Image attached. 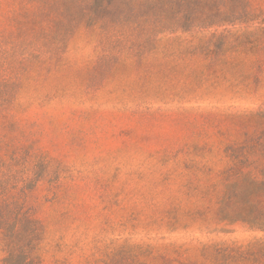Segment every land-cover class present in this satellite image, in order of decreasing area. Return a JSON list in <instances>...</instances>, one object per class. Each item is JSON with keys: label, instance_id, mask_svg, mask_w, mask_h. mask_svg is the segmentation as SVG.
<instances>
[{"label": "rangeland", "instance_id": "1", "mask_svg": "<svg viewBox=\"0 0 264 264\" xmlns=\"http://www.w3.org/2000/svg\"><path fill=\"white\" fill-rule=\"evenodd\" d=\"M31 33L0 38L25 56L14 67L24 73L26 106L0 121V165L3 186L27 200L42 224L27 241L40 264H222L229 256L236 264H264V232L240 223L225 231L167 229L157 215L167 192L154 194L164 165L182 158L178 151L197 144L201 154L210 145L219 158L212 111L261 100L145 97L135 68L110 73L108 57L94 62L102 42L88 32ZM111 45L105 41V49ZM127 51L136 62L137 46ZM170 244L186 252L161 251ZM203 246L216 251L201 257ZM4 255L0 250V264Z\"/></svg>", "mask_w": 264, "mask_h": 264}, {"label": "trees", "instance_id": "2", "mask_svg": "<svg viewBox=\"0 0 264 264\" xmlns=\"http://www.w3.org/2000/svg\"><path fill=\"white\" fill-rule=\"evenodd\" d=\"M94 5L107 14L97 16ZM38 30L93 35L102 42L94 62L108 57L110 73L135 68L136 86L145 97L165 102L261 100L257 107L212 111L222 142L219 158L213 159L210 145L201 147V154L195 152L197 144L178 151L182 158L164 165L154 194L167 192L168 204L157 213L167 229L196 226L225 231L240 223L264 232V7L260 2L0 0V38ZM105 41L112 50L105 49ZM133 45L138 49L136 62L127 51ZM14 48L0 40V121L26 108L21 100L24 73L14 67L25 56ZM4 174L1 166L0 250L5 254L1 262L10 264L18 257L19 264H40L27 241L41 231L42 224L27 200L3 186ZM169 246L161 251L186 252L180 245ZM214 251L216 247L203 246L200 256L210 257ZM236 260L229 256L222 264Z\"/></svg>", "mask_w": 264, "mask_h": 264}]
</instances>
